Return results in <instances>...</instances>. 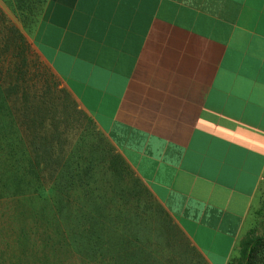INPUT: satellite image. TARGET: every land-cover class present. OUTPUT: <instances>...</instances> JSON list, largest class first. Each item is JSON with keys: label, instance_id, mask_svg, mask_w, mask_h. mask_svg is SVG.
I'll return each mask as SVG.
<instances>
[{"label": "crops", "instance_id": "obj_1", "mask_svg": "<svg viewBox=\"0 0 264 264\" xmlns=\"http://www.w3.org/2000/svg\"><path fill=\"white\" fill-rule=\"evenodd\" d=\"M32 45L109 149L119 251L229 264L264 178V0H48Z\"/></svg>", "mask_w": 264, "mask_h": 264}, {"label": "rangeland", "instance_id": "obj_2", "mask_svg": "<svg viewBox=\"0 0 264 264\" xmlns=\"http://www.w3.org/2000/svg\"><path fill=\"white\" fill-rule=\"evenodd\" d=\"M47 1L0 0V146L7 150L8 147H13V155L16 158L23 157V148L29 146L33 161L44 158L47 184L53 183L56 175L71 177L73 166L83 167L80 175L82 178L79 181L82 206L97 199L96 206L102 215L104 210L111 209L109 199H104L109 196L107 191L111 186V181L106 179L109 174L111 175L107 169L110 165L107 164L101 169L96 163V171L93 172L91 162L95 159L102 162L105 158L99 153L105 156L109 149L105 147L104 139L91 122L61 90V86L44 66L32 45L35 28ZM44 147L52 148V153L47 154V149ZM45 149L46 152L43 153ZM94 152L99 153L93 156ZM93 176H96L95 179ZM69 191L70 185L64 192ZM143 200L148 198L144 196ZM63 205L66 203L63 202ZM131 206L139 213V209L146 208L145 205L140 204V199L133 201ZM150 213H153V216L149 220H146L147 212L139 216L142 219L136 220L138 223L142 222V225L145 223L148 225L140 229L141 237L151 242L154 239L153 243H155V235L164 233V221L157 218L155 212ZM128 221L120 222L126 226L121 227L119 237L111 234V243L123 237H133L132 232L135 229ZM116 223L118 221L112 215L111 229ZM254 227L260 232L264 228V178L242 238ZM178 250L176 259H166L159 254L155 261L141 262L143 264H206L194 254L189 255L186 249ZM238 255L239 244L233 258ZM130 256L131 253L120 252L117 244H111V264H139Z\"/></svg>", "mask_w": 264, "mask_h": 264}, {"label": "trees", "instance_id": "obj_3", "mask_svg": "<svg viewBox=\"0 0 264 264\" xmlns=\"http://www.w3.org/2000/svg\"><path fill=\"white\" fill-rule=\"evenodd\" d=\"M30 149L16 158L0 146V264H111V209L101 215L97 199L82 206L83 167L47 184L46 160ZM229 264H264V228L247 232Z\"/></svg>", "mask_w": 264, "mask_h": 264}]
</instances>
